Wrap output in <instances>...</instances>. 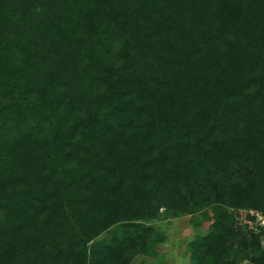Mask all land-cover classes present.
I'll return each instance as SVG.
<instances>
[{
	"label": "trees",
	"instance_id": "obj_1",
	"mask_svg": "<svg viewBox=\"0 0 264 264\" xmlns=\"http://www.w3.org/2000/svg\"><path fill=\"white\" fill-rule=\"evenodd\" d=\"M256 214L264 0H0V264H264Z\"/></svg>",
	"mask_w": 264,
	"mask_h": 264
},
{
	"label": "rangeland",
	"instance_id": "obj_2",
	"mask_svg": "<svg viewBox=\"0 0 264 264\" xmlns=\"http://www.w3.org/2000/svg\"><path fill=\"white\" fill-rule=\"evenodd\" d=\"M259 216V214H256ZM255 216V223L248 222L243 218H238L240 224L248 225L255 229V225L264 226V220H259ZM200 215L196 217H178L168 221L152 222L151 225L163 232L167 239L166 243L159 245L157 252L160 254L158 260H151L149 258L138 256L135 261H146L149 264H188L189 258L186 251L188 242L194 237L203 235L207 232L210 223L207 221H200ZM200 221V222H199ZM199 222V223H198ZM100 240L108 241L110 234L104 233L99 237ZM242 264H248L243 262Z\"/></svg>",
	"mask_w": 264,
	"mask_h": 264
},
{
	"label": "built area",
	"instance_id": "obj_3",
	"mask_svg": "<svg viewBox=\"0 0 264 264\" xmlns=\"http://www.w3.org/2000/svg\"><path fill=\"white\" fill-rule=\"evenodd\" d=\"M257 218H259V220H264V217H262V216H256Z\"/></svg>",
	"mask_w": 264,
	"mask_h": 264
}]
</instances>
